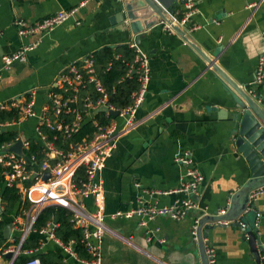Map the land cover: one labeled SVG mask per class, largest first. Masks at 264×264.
<instances>
[{
  "label": "crops",
  "instance_id": "crops-1",
  "mask_svg": "<svg viewBox=\"0 0 264 264\" xmlns=\"http://www.w3.org/2000/svg\"><path fill=\"white\" fill-rule=\"evenodd\" d=\"M124 2L0 0V57L37 41L24 62L14 63L3 71L0 104L20 100L33 92V108L38 112L46 103L54 78L68 64L103 47H109L115 55L116 48L136 39L137 33L125 26L126 21H122L119 13ZM192 2L194 12L187 22L182 23L188 11L186 5L175 7L169 17L191 43L212 57L264 111V80L252 85L258 58L264 53V0ZM73 7L78 9L72 17L47 32L21 37L13 24L16 18L34 22ZM139 37L138 45L149 57L150 79L136 112L139 123L117 140L100 172L103 191L98 202L108 228L100 243L101 264H207L205 246L213 250L214 264H258L238 224L244 221L246 228L253 227L258 215V238L264 246V195L255 200L248 212L239 209L249 175L243 162L236 160L230 149L229 130L231 116L236 112L237 95L175 30H168L164 22L154 19ZM35 123V117L15 120L0 131L17 126V136L30 143L35 140ZM185 150L190 152L204 177L196 196L199 209L188 211L179 220L156 216L146 227L139 226L136 217H110L116 211L137 206L139 199L143 204L170 205L184 198V194L176 190L186 178L174 158ZM263 184L264 181L259 185ZM15 187L28 201L25 190ZM81 201L87 210L97 209L93 196L83 197ZM227 204L225 213L217 215ZM0 208L3 209L1 198ZM16 216L12 215L10 221ZM212 216H222L228 223L237 224L224 221V225L217 226L209 219ZM200 217L207 218L205 224L211 225L202 243L191 237L194 220ZM2 218L0 215V220ZM50 220L56 221L55 218ZM59 227L58 222L56 238L65 244L73 241L76 256L65 253L53 240L39 234V228L33 227L28 236L35 234L39 240L38 247L30 249L35 250L34 255L39 259L38 252L52 249L62 253L66 264L89 260L90 255L81 243L88 256L79 255L76 239L64 241L57 236ZM3 229H0L3 239L0 248L10 243L9 238H3ZM8 259L0 255V264H8Z\"/></svg>",
  "mask_w": 264,
  "mask_h": 264
},
{
  "label": "built area",
  "instance_id": "built-area-1",
  "mask_svg": "<svg viewBox=\"0 0 264 264\" xmlns=\"http://www.w3.org/2000/svg\"><path fill=\"white\" fill-rule=\"evenodd\" d=\"M185 5L188 11L182 19V23L187 22L194 12L192 0H187ZM77 9L78 7L58 10L34 22L16 18L13 24L17 34L26 37L52 30L72 17ZM166 28L173 31L169 24H166ZM262 36L264 38V30ZM36 45L37 41L21 45L17 50L3 54L0 57V78L3 71L12 64L24 62L27 52L33 50ZM127 45L133 50L134 55L132 61L126 63L127 71L119 81L129 74L136 73L138 87L131 94V101L126 106L118 108L110 101L109 90L97 74L95 60L91 53L71 62L59 71L48 89L46 103L38 112L33 108V92H28V95L20 100L14 99L0 104V110H17V122L31 117L36 118L34 141L40 145L42 153L41 160H38L34 154H30L28 152L29 142L21 136H16L14 141L0 148V164L3 168L5 184L22 187L31 204L27 211L12 220V230L8 239L10 243L0 248L1 256L10 254L8 264H13L21 254L28 256L23 264H40V260L34 255L35 250L22 249V244L32 230L39 213L50 204L61 205L68 209L71 212L70 223L73 227L81 229L80 243L90 255L89 260L82 259L81 263L101 264L100 243L108 228L98 202V196L103 191L100 172L117 140L139 123L136 112L143 101L150 79L148 55L143 52L135 39L129 41ZM114 57L118 59L119 55L115 54ZM111 65L112 62L109 61L105 71L110 70ZM263 80L264 53L258 58L252 85H258ZM90 89L92 90L90 91ZM249 91L254 93L253 89ZM103 107L106 108L105 111H98ZM109 111H116L117 115L113 117ZM97 113L103 114L102 122L96 118ZM87 120L91 121L95 129L92 137H83L78 142L73 141V135ZM14 121L0 123V129L11 125ZM47 131L53 133L49 135ZM19 139L22 142L21 154L6 150ZM174 161L182 166L186 178L176 190V192L183 193L184 198L178 199L170 205L143 204L139 199L137 206L126 211H116L110 214V217L113 219L136 217L138 225L146 227L148 221L156 216L179 220L188 211L199 209L196 196L204 179L203 174L195 165L189 151L180 152ZM80 168L83 169L84 177L76 181L75 174ZM46 172L49 175L44 179L43 176ZM155 193L161 192L156 191ZM261 195H264V184L249 191V201L244 212L251 210V204ZM88 196H93L95 199L97 209L94 211L87 210L81 201L83 197ZM227 208L228 204L218 210L217 215L224 214ZM200 218L194 220L191 229L193 240L198 239ZM224 221L219 222L223 223ZM258 221L259 216L256 215L255 227H258ZM225 223L228 222L225 221ZM238 224L245 231L246 223L238 221ZM57 227L58 222L50 220L45 226L38 229V233L46 235L65 253L75 257L73 241L65 244L56 238L54 232ZM205 254L207 264H214L213 250L205 246ZM260 259H264V250L260 254ZM259 264L262 263L259 262Z\"/></svg>",
  "mask_w": 264,
  "mask_h": 264
},
{
  "label": "water",
  "instance_id": "water-1",
  "mask_svg": "<svg viewBox=\"0 0 264 264\" xmlns=\"http://www.w3.org/2000/svg\"><path fill=\"white\" fill-rule=\"evenodd\" d=\"M187 0H125L123 3L120 16L122 21H126L125 26L129 27L132 32L137 33L136 42H139V33L143 32L145 28H149L154 19L157 21L169 24L170 27L175 30L181 38L187 42L194 50L199 54L207 66L213 68L219 76L226 82V84L235 92L237 99H235L236 112L231 116L232 126L229 130L230 133V149L236 155V160H241L244 164V168L248 170L249 178L245 183L244 189L245 196L242 200L240 210H244L248 204L249 191L264 181V111L257 104L252 96H250L242 87L235 83L229 76L214 63V59L209 55L202 52L198 47L191 43L186 38L184 31L175 24L169 15L174 14L175 7L178 5H185ZM105 111L103 107L98 111ZM110 114L115 117L116 111H109ZM22 142L17 140L14 144L6 148V150L15 151L18 154L22 153ZM49 173L46 172L43 176L44 179L48 177ZM255 202H253L252 208ZM0 208V213H1ZM209 218V217H208ZM214 221V225L222 226L224 218L222 216H212L209 218ZM207 218L199 219L198 226V240L202 243L203 236L207 235L210 224H205ZM236 225L237 223H228ZM254 225V224H253ZM202 226L204 227L205 234H202ZM12 230V222L8 221L3 229V238L8 239ZM243 238L247 240L252 258L259 264H264V259H260V254L264 250L261 241L258 238L257 227L246 228L243 234ZM205 252V248H204ZM206 255V254H205ZM6 257H10L7 254Z\"/></svg>",
  "mask_w": 264,
  "mask_h": 264
},
{
  "label": "trees",
  "instance_id": "trees-1",
  "mask_svg": "<svg viewBox=\"0 0 264 264\" xmlns=\"http://www.w3.org/2000/svg\"><path fill=\"white\" fill-rule=\"evenodd\" d=\"M180 17V16H179ZM124 49V50H123ZM123 50V51H122ZM95 60L96 71L98 76L103 80L110 93V101L120 108L126 106L131 101V94L138 87L136 73L129 74L119 81L127 71L126 63L133 58V50L128 45L120 46L116 48V53L119 55L118 59H115L109 47H103L100 50L91 53ZM111 61L112 65L110 70L105 71L107 63ZM99 65V67H98ZM113 88V89H112ZM96 117L103 121V114L98 113ZM18 119V112L16 109L0 110V122L5 120ZM101 121V122H102ZM94 127L90 120H87L79 128V130L73 135L72 140L75 142L80 141L83 137L90 138L94 132ZM49 135L53 132L47 131ZM17 130L14 127H10L0 131V148L15 140L17 136ZM28 152L34 154L38 160L42 159V153L40 145L36 141L31 140L29 143ZM1 165V164H0ZM84 177L83 169L80 168L75 174V180ZM0 198L2 203V219L0 220V229H3L5 224L12 219V215H20L23 210L29 207L28 201L21 195V192L15 186H7L5 184V178L3 175V168L0 166ZM71 212L60 205H48L42 209L37 219L35 220L33 227L39 228L43 226L50 218H55L59 222L60 227L56 230L57 236L62 240L68 241L70 238L76 239V250L81 257H87V253L80 245L79 239L82 235L80 228H74L70 223ZM3 239L0 237V244ZM39 240L35 234H31L22 244V249H34L38 247ZM40 259V264H66L62 261V253L46 249L36 254ZM28 258L26 255H19L13 264H23Z\"/></svg>",
  "mask_w": 264,
  "mask_h": 264
},
{
  "label": "rangeland",
  "instance_id": "rangeland-1",
  "mask_svg": "<svg viewBox=\"0 0 264 264\" xmlns=\"http://www.w3.org/2000/svg\"><path fill=\"white\" fill-rule=\"evenodd\" d=\"M15 129L18 131V127L16 126Z\"/></svg>",
  "mask_w": 264,
  "mask_h": 264
}]
</instances>
